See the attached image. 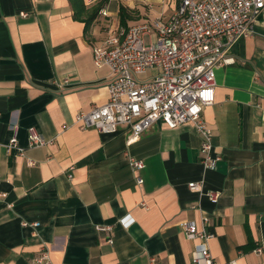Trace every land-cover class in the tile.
Segmentation results:
<instances>
[{
    "label": "crops",
    "instance_id": "1",
    "mask_svg": "<svg viewBox=\"0 0 264 264\" xmlns=\"http://www.w3.org/2000/svg\"><path fill=\"white\" fill-rule=\"evenodd\" d=\"M83 1L76 17L72 0H0V191L13 204L0 201V264H34L43 250L53 264H192L195 241L184 224L201 228L204 217L218 264H264L255 251L264 244V9L254 34L216 69L204 118L221 159L209 169L191 122L157 123L132 144L124 131L76 123L109 97L111 70L97 67L92 52L107 24L169 16L180 2ZM30 126L48 144L30 146ZM15 127L23 155L6 148ZM191 181L204 192L190 190ZM210 191L220 193L216 202Z\"/></svg>",
    "mask_w": 264,
    "mask_h": 264
},
{
    "label": "built area",
    "instance_id": "2",
    "mask_svg": "<svg viewBox=\"0 0 264 264\" xmlns=\"http://www.w3.org/2000/svg\"><path fill=\"white\" fill-rule=\"evenodd\" d=\"M263 9L264 0H180L169 16L160 14L128 27L108 23L103 41L92 52L97 67L108 66L111 70L109 97L90 111L78 112L76 123L82 129L94 128L105 134L124 131L127 143L132 144L157 123L176 128L191 122L202 137L203 164L215 169L221 156L213 151V130L204 118V109L215 100L216 69L233 60L227 54L237 41L254 34L253 22ZM102 13L105 15V10ZM149 34L153 38L146 44L145 36ZM68 81L66 78L55 83L63 87ZM13 132L7 151L23 155L18 128ZM28 139L30 146L49 142L36 126L28 128ZM130 165L143 168L144 162L131 159ZM188 187L204 192L199 181L189 182ZM206 195L212 202L220 197L217 191ZM6 198L7 193L0 191V201L12 206ZM208 223L209 218L204 217L201 228L195 221L184 224L185 235L195 241L192 264H218L208 245L214 236L207 229ZM22 224L40 226L37 221ZM255 251L262 253L264 244ZM34 264H53L49 252L43 250Z\"/></svg>",
    "mask_w": 264,
    "mask_h": 264
},
{
    "label": "trees",
    "instance_id": "3",
    "mask_svg": "<svg viewBox=\"0 0 264 264\" xmlns=\"http://www.w3.org/2000/svg\"><path fill=\"white\" fill-rule=\"evenodd\" d=\"M73 4H74V8H75V15L76 17H80V15L83 13V11L85 10V5H84V1L83 0H72ZM123 12V10L121 9V13ZM96 15V12L93 13L92 18H94Z\"/></svg>",
    "mask_w": 264,
    "mask_h": 264
},
{
    "label": "rangeland",
    "instance_id": "4",
    "mask_svg": "<svg viewBox=\"0 0 264 264\" xmlns=\"http://www.w3.org/2000/svg\"><path fill=\"white\" fill-rule=\"evenodd\" d=\"M152 38H153L152 34L146 35L145 36L146 44H150V42L152 41Z\"/></svg>",
    "mask_w": 264,
    "mask_h": 264
}]
</instances>
